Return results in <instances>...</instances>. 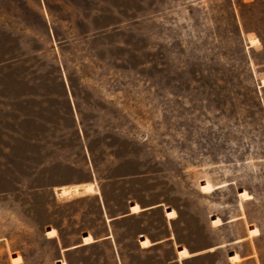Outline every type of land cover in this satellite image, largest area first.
Listing matches in <instances>:
<instances>
[{"label":"rangeland","instance_id":"obj_1","mask_svg":"<svg viewBox=\"0 0 264 264\" xmlns=\"http://www.w3.org/2000/svg\"><path fill=\"white\" fill-rule=\"evenodd\" d=\"M263 87L264 0H0V264H264Z\"/></svg>","mask_w":264,"mask_h":264},{"label":"crops","instance_id":"obj_2","mask_svg":"<svg viewBox=\"0 0 264 264\" xmlns=\"http://www.w3.org/2000/svg\"><path fill=\"white\" fill-rule=\"evenodd\" d=\"M255 46V45H254ZM254 46H250V47H254ZM262 83H263V81H262ZM264 88V87H263ZM161 207H163V205H157V206H153V207H150V208H145V209H142L141 208V211L139 212V213H142V212H145V211H148V210H151V209H156V208H161ZM171 210H173V209H167V210H165V218L168 220V221H172V220H174V219H176L177 217H178V214H177V217L176 218H174V219H172V220H169L167 217H166V211H171ZM177 213V212H176ZM136 214H138V213H135V214H133L132 212H131V209H130V212H128V213H125V214H122V215H120V216H116V217H112V218H108V219H110V221L109 222H107V220H106V222L108 223V224H110V222H113V221H118L119 219H123V218H126V217H130V216H133V215H136ZM106 218V219H107ZM222 222V221H221ZM222 225V224H221ZM220 225V226H221ZM216 227H218V226H216ZM49 229H51V228H49ZM48 229V230H49ZM55 229V228H54ZM56 230V229H55ZM57 231V230H56ZM47 233V232H46ZM58 233V232H57ZM87 235H91V234H87ZM87 235H85V236H87ZM84 236V237H85ZM93 238H94V240H95V242L93 243V244H90V245H83V240H82V243H80L79 245H75V246H69V247H64V248H62L61 247V249H60V253H61V255H62V259L59 261V264L61 263V262H66L67 264H69L68 262H67V260H66V258H65V256H64V253H66V252H69V251H71V250H74V249H79V248H83V247H87V246H91V245H95V244H97V243H99V242H102V241H106V240H110V239H113V234L110 232V233H108L107 235H105V236H102V237H99V238H95L93 235H91ZM46 237H47V235H46ZM59 237V234H58V236L56 237V238H58ZM83 237V238H84ZM251 236H249L248 238H250ZM56 238H53V239H56ZM47 239L48 240H52V239H49L48 237H47ZM144 239H148L149 241H150V243H151V245L149 246V247H147V248H143V247H141V241L142 240H144ZM175 236L172 234L171 236H169L168 238H166V239H164V240H160V241H151L148 237H143V239L139 242V247H140V249H142V250H148V249H150V248H152V247H155V246H157V245H159V244H163L164 242H172V241H175ZM219 247H221V246H219ZM183 248H185V249H187V251H188V253L190 254V256L188 257V258H184V259H180L179 257H178V251L179 250H182ZM198 253L197 252H190L189 251V248H187V247H177L176 248V252H175V255H176V259H177V261H182V260H186V259H189V258H192V257H195L196 255H197ZM233 255H238L239 256V258H240V261H241V257H240V255L239 254H231L230 255V261H231V257L233 256ZM21 257V256H20ZM22 258V263L25 261L24 260V258L23 257H21ZM240 261H238V262H232L231 261V263H233V264H238ZM21 263V264H22Z\"/></svg>","mask_w":264,"mask_h":264},{"label":"bare ground","instance_id":"obj_3","mask_svg":"<svg viewBox=\"0 0 264 264\" xmlns=\"http://www.w3.org/2000/svg\"><path fill=\"white\" fill-rule=\"evenodd\" d=\"M61 189V188H60ZM80 191H86V192H89V193H94L92 187L90 186H83V187H75V188H72L70 190H61L59 192V195L62 196V197H68V196H71L73 193H80ZM58 196V195H57ZM59 197V196H58ZM61 197V198H62ZM132 205V204H131ZM134 206V205H133ZM181 251V250H179Z\"/></svg>","mask_w":264,"mask_h":264}]
</instances>
